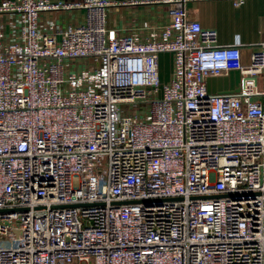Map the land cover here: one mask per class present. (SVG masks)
Instances as JSON below:
<instances>
[{
    "label": "built area",
    "instance_id": "1",
    "mask_svg": "<svg viewBox=\"0 0 264 264\" xmlns=\"http://www.w3.org/2000/svg\"><path fill=\"white\" fill-rule=\"evenodd\" d=\"M193 1L146 37L109 28L111 0L0 3V264H264V29L244 63Z\"/></svg>",
    "mask_w": 264,
    "mask_h": 264
},
{
    "label": "crops",
    "instance_id": "2",
    "mask_svg": "<svg viewBox=\"0 0 264 264\" xmlns=\"http://www.w3.org/2000/svg\"><path fill=\"white\" fill-rule=\"evenodd\" d=\"M5 0H0L2 3ZM81 0H52L53 3H76ZM108 11V24L118 35L141 34L148 36L151 32H159L168 23L169 6L161 0H111ZM189 18L200 22L206 30L218 33L220 45H239L244 63H248L250 55L258 48L264 29V0H247L242 6H235L232 0L193 1L187 4ZM82 10H59L43 15L42 24L53 25L54 28L65 29L69 24L83 21ZM15 16L0 14V27L5 40L16 32L19 23ZM169 61L172 68V56L162 54L161 60ZM171 71V69H170ZM169 75L162 80L168 81ZM240 83V73L210 77L207 80L210 93L235 92Z\"/></svg>",
    "mask_w": 264,
    "mask_h": 264
},
{
    "label": "rangeland",
    "instance_id": "3",
    "mask_svg": "<svg viewBox=\"0 0 264 264\" xmlns=\"http://www.w3.org/2000/svg\"><path fill=\"white\" fill-rule=\"evenodd\" d=\"M77 64H81V66H82V68L84 67V65H85V62H79V63H77ZM76 64V65H77ZM170 63H169V61H166V60H164V59H162L161 60V73H162V77H163V75L165 74V75H169L170 74ZM73 264H77L76 262H74Z\"/></svg>",
    "mask_w": 264,
    "mask_h": 264
},
{
    "label": "water",
    "instance_id": "4",
    "mask_svg": "<svg viewBox=\"0 0 264 264\" xmlns=\"http://www.w3.org/2000/svg\"><path fill=\"white\" fill-rule=\"evenodd\" d=\"M239 90H237L236 92H238Z\"/></svg>",
    "mask_w": 264,
    "mask_h": 264
}]
</instances>
